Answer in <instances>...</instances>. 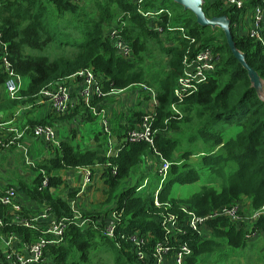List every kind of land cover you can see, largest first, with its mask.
Wrapping results in <instances>:
<instances>
[{
  "label": "trees",
  "instance_id": "obj_1",
  "mask_svg": "<svg viewBox=\"0 0 264 264\" xmlns=\"http://www.w3.org/2000/svg\"><path fill=\"white\" fill-rule=\"evenodd\" d=\"M163 2L164 0H145L138 4L131 0H79L78 3L73 0H0L1 40L9 45V59L17 74L22 80L28 79L26 87L20 92L21 100H10L5 94L8 76L0 60V116L8 112L10 107L12 109L20 104H35L42 99V91L66 83L72 87L78 104L71 113L58 116L64 120L78 118L81 124L98 120L75 94L81 88V82L78 80L72 85L69 81L85 70L94 72L106 94L127 90L135 85H146L156 91L160 104L153 124L158 131L155 139L157 150L170 162L173 161L178 143L164 133L178 131L183 123L196 121L203 144L208 150L201 153L199 168L205 169L219 180L221 188L218 191L205 187L200 193L176 200L170 197L173 186L195 183L199 181L200 174L189 165L172 164L169 178L159 193V200L163 205L161 208L156 207L154 202L157 191L153 195L139 193V179L136 186L117 195L116 208L123 212L119 232L139 233L146 237L150 235L145 250V263L138 261L131 245L124 244L125 249H120L114 241L103 235L108 218H102L103 224H98L97 229L70 227L61 243L48 248L44 264H86L90 260L89 254L97 248L96 242L98 245L107 244L114 251L116 264H153L152 247L165 240V232L161 226L162 216L176 214L184 219L187 217L184 210H187L200 218H207L225 206L246 203L244 197L253 209L264 206V101L253 87L248 71L233 55L223 31L201 26L191 11L179 6L181 11L176 12L167 8ZM160 7L171 15L174 13L171 18L165 15L159 22L167 34H172L166 38L172 45L163 49V54L168 58L167 67L162 73L150 74L145 67L147 44L150 40H158L159 34L154 30L155 22L143 17L139 11H154L161 9ZM203 10L208 19L223 16L230 19L237 49L245 55L248 66L264 81L262 44L245 34L240 35L235 29L242 12L228 9L223 0H204ZM115 27H122L120 34L132 47L135 53L133 60L123 58L111 41L109 33ZM70 28L76 30L77 34L70 33ZM173 28H183L185 36L180 32H171L170 29ZM66 46L73 47L75 52L69 56L60 54L56 57H50L49 52L47 54L50 48L60 50ZM207 47L212 48L218 56L217 71L198 92L180 102L174 91L183 72V58L188 50L194 52ZM144 101H149L147 93ZM92 103L96 107L111 110L106 106V97L102 100L95 97ZM174 104L182 117L173 112ZM114 108L115 111L124 112L117 104H114ZM131 112L133 116L125 131L134 129L143 116L141 112ZM27 125L31 128L37 125L55 127V122L49 115L43 119L31 120ZM219 125L222 127H218ZM230 126H235L239 132L235 137L225 140L223 133ZM78 133V129H71V138L63 139L60 147L50 148L51 157L37 166L39 170L46 171L50 178L46 189H42L43 177L40 173L32 188L24 182L19 185L11 184L34 205L46 204L52 207L58 218H70L73 212L67 198L54 196L53 190L63 184L60 177L53 176L54 172L110 164L111 168L106 171L105 179L111 199L122 181L136 177L135 172L142 167L143 159L152 152L147 143L126 141L125 134L119 135L117 139L116 147L120 151L117 156H108L106 137L104 139L98 136V145L94 149L83 150L72 144ZM191 155L194 154L185 153L184 158ZM115 166L117 175L112 173V167ZM2 190L0 186V197L3 195ZM18 203L23 207L24 213H29L30 208L24 205L20 197ZM165 204H171L172 208L165 210ZM9 214V208L0 203V218L5 223H10L0 228L2 259L3 235L15 234L25 242L38 239V232L13 224L9 220ZM86 217L98 220L93 214H86ZM247 226L237 224L229 218H217L209 220L202 227L201 233L188 227L186 234L181 237L183 244H187L193 251V255L187 260L188 264H207L201 262L203 257L222 252L226 248L230 251L244 250L248 245L244 232ZM256 228L258 233L264 235V219Z\"/></svg>",
  "mask_w": 264,
  "mask_h": 264
},
{
  "label": "built area",
  "instance_id": "obj_2",
  "mask_svg": "<svg viewBox=\"0 0 264 264\" xmlns=\"http://www.w3.org/2000/svg\"><path fill=\"white\" fill-rule=\"evenodd\" d=\"M78 3L79 0H73ZM138 4H142L145 0H131ZM225 6L230 9L241 11V17L238 24H235V29H238L243 18L247 20L246 36L260 42L264 48V0H223ZM140 14L148 20L155 22L154 30L159 34L166 33V30L159 24L165 15L172 17L171 13L164 8L157 10H140ZM125 24V23H124ZM122 27L113 28L109 37L115 44L118 53L128 61L135 57V53L128 42L121 36ZM171 32L179 33L185 36L183 28L170 29ZM245 32V31H244ZM0 33V60L2 68L7 74L8 79L5 84V94L10 100H21L22 78L17 74L12 62L9 59V45L2 40ZM195 43V41H193ZM218 67V56L212 48H204L192 52L188 50L183 58V72L179 77L177 86L174 91L175 97L182 102L186 97L198 92L199 88L209 82L213 77ZM81 82V88L75 93L83 101L85 107L98 118V122L102 128V133L107 138V154L108 156H117L119 149L116 147V142L111 137V114L108 110L96 107L92 103L93 98L104 99L107 96H117L123 91H112L110 94L104 93V90L96 78L93 71H82L69 79L74 85L77 81ZM56 88L45 89L41 92L42 99L35 104L24 106L20 104L16 107V113L11 118L5 116L4 123L0 126L5 134L0 137V156L8 153L14 148L22 151L25 162L32 168H36L34 160L30 157L29 144L25 138L29 132L38 141L47 146V148L60 147L61 137L54 126L37 125L31 128L27 123L16 124L17 118L22 113H33L42 105H49L56 115H66L73 111L78 104V98L74 97L72 87L66 83L57 85ZM147 91L149 98L148 104L145 106L143 116L140 122L134 129H129L124 132L126 141L130 143H147L150 145V152L143 160L142 167H149L150 163L155 167V172L161 179L160 186L155 193V205L161 208L163 205L159 200V193L163 184L167 181L170 175L172 163L166 159L156 148L155 139L156 131L154 122H156L157 108L160 106L158 95L155 90L146 85H142ZM146 102V101H144ZM172 110L181 116L176 104L172 105ZM182 117V116H181ZM156 158L151 160L150 158ZM108 169L111 168V165ZM82 173L84 185H88L91 181V172L88 168H79ZM39 173L43 177L42 189L49 186V176L46 171L40 170ZM113 175H117V166L112 167ZM148 185V180L144 181L145 188ZM3 190V195L0 197L2 206L9 208V220L13 224L20 225L32 232H38V239L34 242H25L15 234L2 236V256L1 264H44L47 261L46 253L50 246L61 243L67 231L72 226L84 229L92 226L98 228L100 223H94L91 218H84L75 207V203H70L73 216L70 218H58L53 208L44 205H35L29 209V213L23 212V207L18 203L19 193L15 187L6 185ZM246 203L233 204L225 206L207 218H200L195 213L184 210L187 217L179 218L176 214L162 216L161 226L165 232V240L158 242L152 247L153 264H188L187 260L193 255L192 249L183 244L181 239L186 234L188 227L195 232H202V227L211 219L229 218L237 224H247L246 232L248 239L257 237L258 230L256 225L264 219V206L258 209H253L250 202L244 197ZM117 207V206H116ZM116 207L110 210L109 221L104 225L103 235L116 243L120 249H125L124 244L131 245L138 261L146 262V249L150 241L148 237L142 236L139 233L126 234L119 232L120 224L122 223L123 212ZM165 210L171 209V204L164 205ZM10 223H5L3 218H0V228H4Z\"/></svg>",
  "mask_w": 264,
  "mask_h": 264
},
{
  "label": "rangeland",
  "instance_id": "obj_3",
  "mask_svg": "<svg viewBox=\"0 0 264 264\" xmlns=\"http://www.w3.org/2000/svg\"><path fill=\"white\" fill-rule=\"evenodd\" d=\"M167 8H170L176 12L181 11V5L175 4L174 0H164L163 2ZM163 8V7H160ZM174 14V13H173ZM172 14V15H173ZM117 26V25H115ZM248 29V26H247ZM70 33L77 34V31L73 28L68 29ZM238 30V29H236ZM247 32V31H246ZM172 34H161L158 36V40H150L148 42V52H147V61L145 63L146 71L150 74H159V72L162 73L163 69L167 67V57L165 54H163V49L167 48L169 45V42L166 41V38ZM159 41V43H158ZM49 49L47 51V54L49 52L50 57H56L60 54L69 56L71 53L75 52L73 47L66 46L64 49L55 50ZM41 54V53H36ZM44 55L46 53H43ZM162 75V74H161ZM28 83L27 78H23L22 80V87L25 88ZM259 92L261 94L262 99H264V90H263V83L261 82V85L259 86ZM147 91L144 90L142 85H135L133 87L128 88L125 90V92L119 93L117 96L114 97H106L108 100V104L106 105L108 109L111 108L110 112L112 114L111 117V137L114 142H117V139L119 135L124 134L126 126L129 125L130 119L132 118V110L143 112L145 110V106L148 104V102H144L146 97ZM114 104H117L119 108H123L124 112H120L119 110L115 111ZM10 109L8 112H5V116L11 118L13 114L16 113V107L8 108ZM34 113H22L19 118H17L16 124L20 122L21 119H29L34 120L35 116ZM68 124L70 125V128H68ZM83 125V126H82ZM61 139H68L69 132L71 129H78L79 134L81 135L84 131V129H93V136L95 139L92 140V145L87 146V143L79 144L81 149L86 148H92L94 149L98 142L97 137L100 136L101 138L105 139L104 134L102 133V128L98 122V120L94 122H87L84 124H81L79 122L78 118L73 119H67V127L65 128L64 132H59V128L55 125ZM199 125L196 123V121L183 123L182 128L178 131L171 130L170 132L166 131L164 133L165 136L172 138L178 143V147L174 153V158L172 164H186L187 166H191L194 168L199 174L200 179L199 181L187 184V185H180L175 184L173 186V193L172 195L174 197H189L194 194L200 193L205 187H212L215 190L221 191L219 180L211 176L205 169L199 168L200 163L202 162V152H208V150L205 148L206 145L203 144V141L201 139V133H199L198 130ZM218 127H222L219 125ZM156 134L158 133L157 130ZM237 129L235 126H230L225 129L224 135L225 140L233 138L236 135ZM71 138V137H70ZM76 141V140H75ZM40 144L43 147V153L38 154L36 157L30 154V157L34 160L35 169L31 166L27 165L25 162V158L23 156V153L20 149L16 151L14 154V149L9 151L8 153H5L0 156V186L1 188H4L6 185H19V183L24 182L29 188H32L34 186L35 179L37 175H39V169L37 166H39L46 158L51 157L50 148H47L46 145L40 142ZM72 144L74 146H77V144H74V140H72ZM193 153L194 155H191L189 158H184L185 153ZM4 159L7 160L6 163H4ZM107 170H108V166ZM92 168H88L92 174L91 181L89 184L93 182V172ZM74 170V169H72ZM76 175L78 178V175L81 174L79 169H75ZM62 171V170H61ZM60 172V171H58ZM148 173V168L141 167L139 168L138 172L136 173L137 179L140 180L141 184L144 183V181L147 179L148 183H152L153 185L151 187H146L143 189V191L140 192V194H150L153 195V192L160 186L161 179L157 175V173H150L148 174L149 178H145ZM134 177V179L136 178ZM168 180V179H167ZM167 182V181H166ZM89 184L87 186H89ZM81 185V192L86 190L87 186L84 185L83 180L82 183H79ZM136 186L135 181L133 180H124L120 184L119 188L112 194L110 201L102 204H97L96 206L84 209V208H77L76 210L84 217H86V214H93L95 218H98V220H92L94 223H100L103 224L102 218H108V221L110 219L109 213L110 210L117 205V195H119L121 192H124L125 190L132 188ZM61 187V186H60ZM156 190V191H157ZM109 191V187L107 189V193ZM138 191H140L138 189ZM66 192V191H65ZM64 195L67 197V193H64ZM19 197L21 201L26 205L28 208H30L29 204H34L27 196L22 195V193H19ZM69 199V198H67ZM176 200H180L176 198ZM39 205V204H38ZM92 227V226H90ZM93 228V227H92ZM246 233V240L248 241V245L244 250H232L230 249H224L222 252H216L213 255L205 256L202 258L201 262H206L207 264H264V242L261 236H257L253 239L247 238V232ZM261 235V234H260ZM96 249H94L89 254V262L86 264H116L115 263V253L113 250L109 248L107 244H100L95 243Z\"/></svg>",
  "mask_w": 264,
  "mask_h": 264
},
{
  "label": "crops",
  "instance_id": "obj_4",
  "mask_svg": "<svg viewBox=\"0 0 264 264\" xmlns=\"http://www.w3.org/2000/svg\"><path fill=\"white\" fill-rule=\"evenodd\" d=\"M217 29H219V28H217ZM219 30H221V29H219ZM246 31H247V20L245 18H243L241 23H240V26L238 28V33L240 35L246 34ZM171 45H172V43H169V45H167V46H171ZM33 113L35 114L34 120L35 119L36 120L37 119H43V118H46L47 116L50 115L51 119L55 122V125L59 128V132H64L65 128L67 127V120H64L60 116L54 114L49 105H42V106L38 107ZM110 114H111V112H110ZM3 118H5L4 115L0 116V126L4 123ZM29 121H31V120L23 119L20 123L25 124V123H28ZM68 128H70L69 124H68ZM238 132H239V130H237L236 134ZM0 133H2V135H4L5 131H2L0 129ZM93 139H95V137L93 136V129L86 128V129H84V131L81 135L78 133V137H77L76 141H74V144L75 143L77 144L76 147H80L79 144H83V143H85V144L87 143V146H91ZM25 140L29 144L28 146L30 149V154H32L33 156L36 157L38 154L43 153L42 145L40 144V142H38L33 137L31 132H30V134L27 135ZM17 150H18V148H14V154L16 153ZM150 159L154 160V161L156 160V158H150ZM6 162H7V160L4 159V163H6ZM152 163L153 162H151L150 166L148 167V173H146L147 176L145 178H149L148 174H150V173L156 174L155 167ZM76 171L77 170H75V169L74 170H62L60 172L57 171V172L53 173V176H58L63 181V184L61 187H59L57 190H53L54 196L69 198L68 199L69 202L75 203V207L77 205V208H84V209H89V208L96 206L97 204H102V203H106V202L110 201L109 194L106 192L108 189V185L106 184V179H105V173L107 171L106 165H97V166L92 168L93 182L91 184H89V186L86 185L87 188L83 192H81V185H79V183H82V176L83 175L81 173L78 175V178H77V175L75 174ZM77 173H78V171H77ZM136 173H137V171L135 172V174ZM133 181H135V183H137L138 179L135 178V179H133ZM152 185H153V182L150 184L148 183V185L146 187H151ZM143 186H144V183L139 186V188H138L140 190L139 193L141 191H143V189L146 188V187L142 188ZM64 193H67V197L64 195ZM172 193H173V189H172ZM172 193H171L170 197H172L174 199H176V198L181 199V197H174L172 195ZM71 196H73V197H71ZM29 206L31 209L35 205L29 204ZM35 208L37 209V206H35ZM258 235L262 237L263 242H264V235L261 232H259ZM0 264H1V259H0Z\"/></svg>",
  "mask_w": 264,
  "mask_h": 264
},
{
  "label": "water",
  "instance_id": "obj_5",
  "mask_svg": "<svg viewBox=\"0 0 264 264\" xmlns=\"http://www.w3.org/2000/svg\"><path fill=\"white\" fill-rule=\"evenodd\" d=\"M175 4L181 5L185 10L191 11L197 17V22L201 26L211 27L213 30L219 28L221 29L227 39V43L235 56V58L239 61V63L243 66L245 70L248 71L249 78L252 82L253 87L257 90L259 97L262 99L261 94L259 92V86L261 82L263 83L264 90V81L260 78L258 73H256L253 69H251L245 60V55L241 53L234 42L233 35L231 32V21L227 16L216 17L213 19H208L204 13L203 6L204 0H174ZM264 101V99H262Z\"/></svg>",
  "mask_w": 264,
  "mask_h": 264
}]
</instances>
